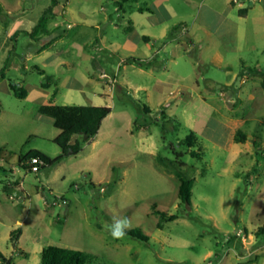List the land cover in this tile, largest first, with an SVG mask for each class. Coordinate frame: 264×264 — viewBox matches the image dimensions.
Masks as SVG:
<instances>
[{
	"label": "rangeland",
	"instance_id": "374dc122",
	"mask_svg": "<svg viewBox=\"0 0 264 264\" xmlns=\"http://www.w3.org/2000/svg\"><path fill=\"white\" fill-rule=\"evenodd\" d=\"M56 1L53 10L63 27L65 42H77L76 38H67L70 30L63 12L67 1L80 10L86 0ZM102 1L114 10L113 0ZM189 2L186 18L190 31L184 41L190 48L193 41L196 48L187 57L190 77L185 100L175 103V99L167 105L156 95L148 100L146 92L125 85V95H114L113 112L101 133L77 156L38 173L18 162L11 165L14 173L9 171L8 176L15 185L22 183L26 193L14 189L9 204L29 210L28 220L18 226L24 230L20 248L29 254L11 253V241L4 236L0 239V250L12 257V264H41L37 246L89 253L88 264H264V234H256L264 227L263 76L259 72L237 76L243 64L264 68V17L259 20L252 15L243 23L240 40L222 43L216 34L208 36L200 27L206 21L215 32L219 17L205 12L204 0ZM246 3L264 8V0ZM51 5L52 0H0V102L4 112L0 118V148L8 157H23L32 149L51 158L62 153L54 143L59 130L53 120L38 112V104L17 98L9 85L15 82L30 89L47 82L35 68L44 67L40 55L34 53L49 37L38 41L24 31L16 42L10 37L9 27L23 18L24 24L14 25L27 30ZM73 23L81 25L83 33L85 24L79 19ZM123 37V32L116 31L114 39ZM77 51L70 48L62 58L72 64L67 72L74 77L72 84L76 80L84 84L83 75L88 72L107 71L100 74L102 80L103 73L115 72L111 66L95 69ZM47 72L52 74V69ZM58 73L62 82L65 72L60 69ZM111 78L115 83L110 86L116 89L115 78ZM61 87L58 105L88 104L78 91L71 95L72 101H67L68 89ZM208 87L213 88L211 99L205 102L197 98ZM84 90L89 92L90 88L85 85ZM208 106L216 112L208 114ZM191 131L198 138L193 147L182 144ZM240 134L242 142L237 143ZM259 140L260 151L254 146ZM192 151H198L200 158L192 157ZM177 170L195 180L191 207L179 199L181 180ZM0 174L5 175L2 171ZM154 204L158 210L178 214L179 219L158 229ZM125 216L131 219L128 230H139L148 236V242L110 235L105 225L114 217ZM249 253L250 261L239 258Z\"/></svg>",
	"mask_w": 264,
	"mask_h": 264
},
{
	"label": "crops",
	"instance_id": "0c3cea01",
	"mask_svg": "<svg viewBox=\"0 0 264 264\" xmlns=\"http://www.w3.org/2000/svg\"><path fill=\"white\" fill-rule=\"evenodd\" d=\"M247 1L254 3L255 0H240V3L237 4L233 0H204L202 7L204 6L205 12L208 14L213 13L219 17V28L214 32L206 24V21L202 22L200 27L206 31L208 36L216 34L222 43H235L243 36L245 29L243 28V23L251 20L252 15H255L259 20L264 17L263 7L256 8L254 5L251 6L246 3ZM103 3L102 0H86L84 9L78 10L73 8L71 1L66 2L63 17L68 21V29L70 30L67 33V38L70 40L76 38L77 40V42H71L70 44L65 42L62 34L63 27L53 10V16L47 24V28L52 32V35L48 36V42L43 44L34 55H40L41 63L44 67L36 65L35 68L39 67V72L42 71L40 73H44V77L49 75L47 69H52V74L50 75L54 76L55 82L52 83L50 88L43 87L42 83L40 87L26 89L27 96L24 100L38 104V112L41 106L49 104L56 106L76 105L70 103L57 104L56 99L60 94V86H62L61 88L68 89L67 101H72L71 95L74 91H78L88 101V104L77 106L110 107L113 112L114 95H125L123 89L125 85L135 87L138 91L146 92L148 100H153L156 95V99L160 103H166L167 105L171 104L172 100L175 99V103L185 100L189 94L186 81L190 77L187 57L192 55L191 53L196 48L193 41H190L192 43L191 48L188 41H184V35H188L190 31L186 18L190 7L189 0H150V2L146 1L144 3H141L140 0H130L119 7L113 0L115 5L113 11L105 7ZM219 7L220 9H217ZM74 19H79L85 24L83 33H80L83 27L73 23ZM196 20H199V18H196ZM37 22L27 30H24L21 29L22 26L17 28L18 25L24 24L23 18L16 19L14 24L17 23V26L13 24L9 27L10 37H13L12 39L17 42L20 34L24 31L26 33L31 32ZM116 31L123 32L124 37L118 40L114 39ZM42 39L43 37L38 41H42ZM61 43L63 44L62 46L59 45ZM254 47L253 50H256ZM70 48L78 50L82 54L81 56H85L86 60L95 69L101 68V65L107 68L111 66L115 69V72H111L109 75L115 78L117 88L113 89L112 86L100 78L102 72L108 73L105 70L93 72L92 74L88 72L83 75L84 84L79 80L72 84L74 77L67 73L72 64L62 59L69 53ZM199 50L198 48L197 53L201 55L202 51L199 52ZM78 51L77 53H79ZM194 67L196 69L197 65H194ZM242 68L243 70L237 76L243 78L248 76V73L251 72L250 69L253 67L243 64ZM257 68L260 69V67ZM60 69L65 72L62 82L57 78ZM56 82L59 85V93L55 98H52ZM212 82L211 80L210 83ZM196 84L198 85V81H196ZM85 85L90 88L89 92L84 90ZM211 94H213V88L208 87L204 94L201 92V94L197 95V98L201 97L206 102L211 99ZM206 112L212 115L216 112V108L208 106ZM3 113L1 108L0 118ZM105 120L102 123L99 134L102 131ZM78 137L74 136L73 140ZM4 152L0 148V171L5 174H0V239L4 236L11 241L12 231L21 229L22 233L16 245L13 246L12 244L11 253L21 252L29 254L20 248L24 230L18 227L24 225L28 220L29 210L28 208L20 209L19 205L15 203L9 204V201L14 199L13 196H15L17 188L21 192L26 193L22 183L19 186L15 185L14 181L8 176L9 171L14 173V169L11 167L12 164L16 162L23 164L25 160L24 156L8 157L7 153ZM4 164L10 168L7 169ZM43 248L37 246L35 251H39L41 254ZM0 253L6 259L0 258L2 264H12V257L9 258L1 250ZM250 254L252 253L239 256V258H246L250 261ZM10 259L11 262H9Z\"/></svg>",
	"mask_w": 264,
	"mask_h": 264
},
{
	"label": "trees",
	"instance_id": "16d2710c",
	"mask_svg": "<svg viewBox=\"0 0 264 264\" xmlns=\"http://www.w3.org/2000/svg\"><path fill=\"white\" fill-rule=\"evenodd\" d=\"M130 0H115V4L119 7L122 6L124 2ZM56 0H52V5L46 9L40 19L38 20L36 26L31 32L27 34L35 40H39L41 37H48L52 35V32L48 30L47 24L48 21L53 16V8L56 4ZM242 14L243 12L240 11ZM141 63L140 61H138ZM8 63V59L6 64ZM6 67L2 69L5 70ZM39 69V67H36ZM252 73L259 72L263 76V87H264V68L259 69L253 67L250 69ZM42 72V71H40ZM44 75V73H41ZM47 82L43 83V87L50 88L52 83H54L55 78L52 75H45ZM10 87L14 95L19 99H25L27 96V90L24 87H21L20 84L11 82ZM59 93V85L56 82L55 88L52 93V98H55ZM2 104L0 102V112ZM145 110L149 112L148 107H145ZM39 113L51 118L53 120L54 127L59 130V135L54 139L56 143L62 150V153L56 158H51L40 152L38 150H30L24 155V160H28L31 157H39L42 166L41 169L46 168L47 166H53L64 159L77 156L83 150L85 144L93 141L101 129L103 121L112 113V108L110 107H94V106H77V105H65V106H56V105H44L39 109ZM165 119L167 118L164 115ZM165 126H163L164 128ZM74 136H79L76 140H73ZM243 135L240 134L236 138V142H242ZM198 142V138L195 135L194 131H191L185 139H183L182 144L193 147ZM254 146L257 150H261L262 143L260 140L254 142ZM257 152L258 156H261L260 152ZM191 156L194 158H200L198 151H192ZM28 167L27 165L23 164ZM40 169V170H41ZM115 171V169H114ZM177 177L181 180V184L178 191L179 199L182 204H185L189 207L192 206V189L195 183V180L189 177H186L181 170L176 171ZM153 210L155 215L158 216L159 221L157 224L158 229H164V225L168 222L175 221L179 219L178 214H169L165 211L158 210L156 204L153 205ZM22 231L21 229H16L11 233V243L13 246L16 245ZM257 236L264 234V227L260 228L256 232ZM126 235L138 239L142 242H148L149 238L145 234L141 233L137 229L127 230ZM41 264H88L91 260V255L89 253L73 250L68 248H61L56 246H47L43 248L41 254ZM0 258L6 260L4 256L0 253ZM11 262V259L10 261Z\"/></svg>",
	"mask_w": 264,
	"mask_h": 264
},
{
	"label": "clouds",
	"instance_id": "9594fccd",
	"mask_svg": "<svg viewBox=\"0 0 264 264\" xmlns=\"http://www.w3.org/2000/svg\"><path fill=\"white\" fill-rule=\"evenodd\" d=\"M131 227V219L129 217L113 218L111 224H106L105 228L109 231L114 239H121L126 235L127 230Z\"/></svg>",
	"mask_w": 264,
	"mask_h": 264
},
{
	"label": "built area",
	"instance_id": "2783aa9c",
	"mask_svg": "<svg viewBox=\"0 0 264 264\" xmlns=\"http://www.w3.org/2000/svg\"><path fill=\"white\" fill-rule=\"evenodd\" d=\"M235 2H237V0H235ZM101 77L110 85V84H114V80H112V78L106 74L103 73L101 75ZM25 165L28 166V171L33 172V173H38L41 169L42 163L39 159V157L35 156V157H31L28 160H25V162L23 163ZM66 202V201H63Z\"/></svg>",
	"mask_w": 264,
	"mask_h": 264
}]
</instances>
